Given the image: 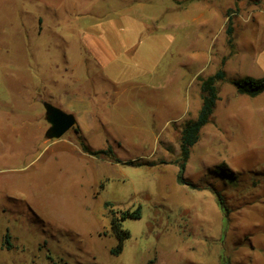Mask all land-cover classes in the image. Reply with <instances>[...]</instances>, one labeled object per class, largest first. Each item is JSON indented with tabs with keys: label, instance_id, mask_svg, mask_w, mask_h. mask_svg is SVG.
Masks as SVG:
<instances>
[{
	"label": "rangeland",
	"instance_id": "obj_1",
	"mask_svg": "<svg viewBox=\"0 0 264 264\" xmlns=\"http://www.w3.org/2000/svg\"><path fill=\"white\" fill-rule=\"evenodd\" d=\"M224 57L193 188L179 102ZM247 75L264 76V0H0V264H264V92L232 83ZM45 101L76 117L60 138ZM111 208L141 210L118 254Z\"/></svg>",
	"mask_w": 264,
	"mask_h": 264
},
{
	"label": "trees",
	"instance_id": "obj_2",
	"mask_svg": "<svg viewBox=\"0 0 264 264\" xmlns=\"http://www.w3.org/2000/svg\"><path fill=\"white\" fill-rule=\"evenodd\" d=\"M227 26L228 40L232 43V34H233V26L232 20L229 18ZM226 62V57L222 59L221 67L213 74L208 75L206 77H202L200 79V95H201V107L199 112L194 119H190L187 123L182 127L180 131V155L175 160L178 165V173H177V181L180 184H186L190 187H197L194 183L188 181L184 172L186 169L187 162L190 157V149L191 146L196 144L200 139V133L202 128L211 121L212 114L216 108L217 102L220 98L219 89L217 86V82L219 80L226 78V71L223 65ZM232 83L236 86L237 92L240 94H246L249 96H257L264 91V76L261 77H253V76H245L239 79H233ZM86 151H90V153L98 155L101 153H108L107 149L104 150H89L87 146L84 147ZM112 149L109 147V151ZM217 172L221 174H232L231 170L226 166V164H221L217 166ZM219 197V196H218ZM220 203H222L221 199H219ZM106 206H110L111 202H105ZM111 220H110V230L117 237V244L111 249V252L114 254H118L122 251L124 241L126 238L130 236V231L127 228L122 227L121 217L131 216V217H140L141 210L140 208L135 211H126L123 213V216H117L116 212L111 208ZM154 260H149L148 264H152Z\"/></svg>",
	"mask_w": 264,
	"mask_h": 264
},
{
	"label": "water",
	"instance_id": "obj_3",
	"mask_svg": "<svg viewBox=\"0 0 264 264\" xmlns=\"http://www.w3.org/2000/svg\"><path fill=\"white\" fill-rule=\"evenodd\" d=\"M44 109L46 120L50 124L46 130L48 138H60L76 124V117L73 113L67 112L51 102L45 101Z\"/></svg>",
	"mask_w": 264,
	"mask_h": 264
},
{
	"label": "crops",
	"instance_id": "obj_4",
	"mask_svg": "<svg viewBox=\"0 0 264 264\" xmlns=\"http://www.w3.org/2000/svg\"><path fill=\"white\" fill-rule=\"evenodd\" d=\"M85 40H86L87 46H90L89 48H91V50L95 54V56H97L98 58H101L103 56L102 49H99V48L97 49V48H94L93 46H91L90 43H89L88 38H85ZM193 96H194V94H193ZM179 103H180V106L182 108L181 111L183 113L187 112L190 115L189 116L190 117L189 120L196 118L197 115L194 116L193 114H195V111L197 109H198V112H199V109L201 107L200 87L198 88V99L196 101L192 99V95H188V96H185L183 99H181V101ZM198 112H197V114H198Z\"/></svg>",
	"mask_w": 264,
	"mask_h": 264
}]
</instances>
